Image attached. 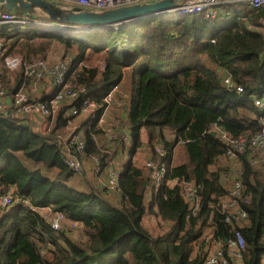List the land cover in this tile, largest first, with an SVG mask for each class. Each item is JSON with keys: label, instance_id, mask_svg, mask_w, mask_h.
<instances>
[{"label": "trees", "instance_id": "obj_1", "mask_svg": "<svg viewBox=\"0 0 264 264\" xmlns=\"http://www.w3.org/2000/svg\"><path fill=\"white\" fill-rule=\"evenodd\" d=\"M263 18L264 10H253L243 17L226 13L214 20L154 17L119 31L78 36L7 33L9 51L21 44L19 52L27 59L45 49L33 46L37 38L46 39V45L74 49L69 79L99 105L105 106L104 97L123 83L129 70L131 108L126 120L133 145L131 161L121 171L118 207L114 199L99 194L100 185L86 182L90 191L80 192L67 184L84 176L71 173L62 151L50 141L68 126L70 106L60 108L54 127L45 134L0 113V197L13 196L12 206L0 213V264H204L207 244L196 245L197 241L207 229L224 241L232 227L216 209L228 191L223 183L227 169L220 163L225 145L209 132L215 126L234 137L260 131L263 111L252 98L264 96V35L259 29ZM89 51L104 53L102 69L85 64ZM224 75L244 87L241 96L223 85ZM87 124L85 158H98L104 165L107 155L99 144L103 131L97 128L98 121ZM143 134L153 161L167 166L171 180L199 187L197 215L191 214L178 187L152 192L147 202L152 181L133 161ZM181 141L188 161L174 166ZM158 146L166 158L156 153ZM241 161L250 195L249 223L242 229L247 244L242 264H263L264 169L253 168L246 155ZM43 208L64 214L82 228L83 240L76 242L62 225L53 230L48 216L34 211ZM149 212L167 222L169 230L158 234L147 230L144 220Z\"/></svg>", "mask_w": 264, "mask_h": 264}, {"label": "built area", "instance_id": "obj_2", "mask_svg": "<svg viewBox=\"0 0 264 264\" xmlns=\"http://www.w3.org/2000/svg\"><path fill=\"white\" fill-rule=\"evenodd\" d=\"M57 2L66 9L78 8L82 11L104 12L122 7L134 5L153 4L161 0H48ZM247 3L252 10H264V0H180L177 8L168 11L161 17L172 18L199 16L214 18L218 13L223 14L224 8L236 3ZM44 16L32 18L20 16L15 12L6 10L0 4V113L10 115L12 118L22 120L26 124L31 117L39 116L49 120V130L54 124V118L63 106H70L69 121L66 127L70 133L65 136L62 134L53 137L50 144H55L63 153L65 163L71 173L77 176H85V150L86 143L83 129L76 126L75 122L81 118H88V123L94 121L102 123L107 111L116 97L119 95L120 85L113 86L110 92L104 97V104L99 105L92 100L86 90L76 87L74 82L69 79L70 65L67 62L60 64H50L45 60L28 61L27 58L18 54L11 53L7 47V32L11 30H25V32L49 33L59 32L63 35H82L103 29L119 31L126 25H113L110 27L93 30L88 27L66 28L54 22H47ZM6 29V31H5ZM260 31L264 35V18L260 22ZM5 38L6 41H5ZM104 66H101V69ZM21 72V87L10 94L5 85L8 74ZM33 82L34 90L39 86L50 83L51 95L48 100L32 99L26 87L29 82ZM223 85L238 96H241L245 89L242 85L235 83L230 75L223 76ZM254 106L263 111L259 120L260 131L256 135H244L234 137L227 131L215 126L210 132L215 131V137L225 145L222 160L226 161L227 171L223 174L224 182L227 186V193L219 199L216 209L224 217V222L231 225L230 236L226 241H221L213 236H208L200 245L206 243L207 255L204 264H242L243 257L247 248L242 229L249 223L246 206L249 204L250 195L247 193L243 182L242 156H247L250 165L258 171L264 169V96L253 97ZM79 102L78 105L75 103ZM125 98L119 99V107L125 104ZM115 128V127H114ZM125 128H128L127 126ZM117 136L114 138L113 130H109L111 143L118 139L125 147L131 140L130 130L127 129L121 135L115 128ZM112 134V135H111ZM114 138V139H113ZM117 141V140H116ZM183 142L177 144L180 145ZM156 153L161 158H166L163 147L158 146ZM95 168L93 177L100 182L101 188L107 193L119 194L121 171L117 157L108 152L105 166L98 158H92ZM149 177L152 181L151 191L157 193L160 189L179 188L180 196L190 206L191 214L197 215L199 211V187L194 182L174 179L165 164H157L149 160ZM105 174V180L101 181V175ZM13 204V196L5 194L0 197V213ZM214 208V206H212ZM151 221L155 223H165L161 218L152 216ZM67 218L64 214L56 212L50 217L51 227L58 231ZM208 247V246H207ZM264 258V257H263ZM264 261V259H263Z\"/></svg>", "mask_w": 264, "mask_h": 264}, {"label": "rangeland", "instance_id": "obj_3", "mask_svg": "<svg viewBox=\"0 0 264 264\" xmlns=\"http://www.w3.org/2000/svg\"><path fill=\"white\" fill-rule=\"evenodd\" d=\"M225 11V13H224ZM223 14L218 13L216 15V17H214L212 20L216 19L217 17L221 16V15H226V13L231 14V15H240V17H243V15H248L250 13L253 12V10L251 9V7L244 2H240V3H236L230 6H227L224 8ZM231 12V13H230ZM175 17H179V16H175ZM33 18H38V17H33ZM259 28V27H258ZM25 32V30H11V32H7V33H13V32ZM94 33V32H93ZM39 34H49V33H39ZM52 34H60L59 32H54ZM63 35V34H60ZM66 36V35H63ZM71 36H78V35H71ZM7 38H5L6 41ZM22 42V40H21ZM20 42V43H21ZM7 45H9V41H6ZM48 42L46 39H42V38H37L35 39L32 44L34 47L36 48H41L43 46H45V49L43 50L42 54H37V55H32L31 59H27L28 61H34V60H45L47 62H49L50 64H60L63 62H67L68 64H70V62L73 60L74 55H75V50H69L67 51V49H65L63 46L56 44V43H52L51 45H46ZM9 48V46H7ZM21 48V44H18L17 46H15V49L13 51V53L20 55L21 57H24L19 51ZM104 55V53L101 54H94L91 51H89L86 54V62L85 64L88 66H92V67H101L103 65V59L101 58ZM25 58V57H24ZM125 79L123 81V83L120 85V90H119V95L116 97V102L113 103L112 105H110L107 114H106V118L105 120L100 123L97 128L101 131H103L102 136H100V140H104V139H108L110 141L109 138V133L108 131L113 130V136L114 138H116L117 133L116 130H119V132H121V130H124V132L128 129L125 128L126 126H128L127 123V116L129 114L130 108H131V90H130V79H129V70L125 71ZM126 99V102L124 105L119 107V104L117 102H119V99ZM127 107V109H126ZM119 108V109H118ZM129 110V111H128ZM83 121L86 120V118H82ZM82 119H79L75 122V125L78 127H81V123L83 121H81ZM115 127V128H114ZM61 134H64L65 136H67L70 132L66 131V129L62 130L60 132ZM112 135V134H111ZM113 138V139H114ZM118 140V139H116ZM115 139L113 140V144L115 145V143L117 142ZM142 147L140 149L137 150V153L133 156V161L134 164L140 168H143L149 175V168L147 167V164L149 163V159L151 160V153L149 146L146 144V138H145V134H143L142 136ZM133 145V138L131 137V140L128 144V147L125 149L124 155H122L121 157H119V165H120V171L123 170L124 166L127 165L130 161H131V155H130V150L131 147ZM183 148H178L175 151V155H174V166H178V165H182L185 164L188 161L187 156L184 155L183 152ZM153 160V159H152ZM86 171H85V176L83 177V179H80V177H73L71 179V181H69L67 184L80 192H89V188L88 186L85 184L86 182L91 181L93 185H95V183L93 182V178L91 177L90 180V168L89 166H85ZM89 177V178H88ZM79 179L81 180V182L78 184ZM84 183V184H81ZM96 186V185H95ZM97 191L99 192V194L102 197H105L107 199H114V205H117L118 207L121 205L120 204V196L115 195V194H108L105 193L101 188L97 189ZM154 221L149 220V217L146 218V222H144V225L149 227L150 229H156V228H160L158 225L161 224H157ZM65 227V230L68 231V233L70 234V236H72V238L77 242V241H81L83 240L82 237V228L79 229V227L74 226L71 222L65 221L62 224V228ZM166 232V231H165ZM164 232V233H165Z\"/></svg>", "mask_w": 264, "mask_h": 264}, {"label": "water", "instance_id": "obj_4", "mask_svg": "<svg viewBox=\"0 0 264 264\" xmlns=\"http://www.w3.org/2000/svg\"><path fill=\"white\" fill-rule=\"evenodd\" d=\"M180 0H161L153 4L134 5L104 12L82 11L78 8L66 9L57 2L48 0H0L8 11L27 17L44 16L66 28L88 27L93 30L113 25H128L149 18L159 17L177 8ZM41 122L39 116H35ZM215 137L216 132L210 133Z\"/></svg>", "mask_w": 264, "mask_h": 264}, {"label": "crops", "instance_id": "obj_5", "mask_svg": "<svg viewBox=\"0 0 264 264\" xmlns=\"http://www.w3.org/2000/svg\"><path fill=\"white\" fill-rule=\"evenodd\" d=\"M6 89L7 91L10 93V94H13L14 92H16L20 87H21V72L19 73H14V74H8L7 77H6ZM27 91L29 92L30 96L32 97V99H35V100H48V98L50 97L51 95V88H50V83L46 84V85H41L39 86V88L37 90H34V84L33 82H29L27 87H26ZM126 101V99H125ZM119 109V108H118ZM127 109V107H126ZM129 111V110H128ZM41 119H43V122H41L38 118H35V117H31L29 119V123L28 125H30L31 129L36 132V133H39V134H45L47 133L48 131H50L53 127H54V124H52V126L50 127V130H49V120L47 121L46 119L40 117ZM82 119V118H81ZM79 120V119H78ZM83 121V119L81 120ZM88 123V118H86V120H84L82 123H81V128L83 129V132L85 133V130L86 128L83 126L84 124H87ZM88 125V124H87ZM90 125V124H89ZM67 131V129H66ZM119 131V130H118ZM61 132V131H60ZM121 135H124V130H121V132H119ZM61 134V133H60ZM64 135V134H62ZM212 136V135H211ZM99 144H100V148L101 150L103 151V153H105L107 155V158H108V152L113 154L115 157H117V161L119 163V157H121L122 155H124V152H125V149L127 147H125L122 142L120 140H117V142L115 143V145L113 143H111V141H109L108 139H104V140H100L99 138ZM109 148V149H108ZM178 148H183V152H184V155H186V152H185V148H184V143L183 144H180L176 147V149ZM107 158L105 160V163L107 161ZM100 160V159H99ZM150 160V159H149ZM152 160V159H151ZM105 163H104V166H105ZM223 164V167L226 168V164L228 165V163L224 160L221 159V162ZM84 164L85 166H89L90 168V180H91V177L93 178V182L95 183V185L99 186L100 185V182H98L97 180L94 179L93 177V170L95 168V164L92 160V158H85L84 159ZM229 166V165H228ZM120 167V165H119ZM89 178V177H88ZM105 180V174H102L101 175V181H104ZM90 183H92L91 181H89ZM224 182V180H223ZM101 187V186H100ZM103 189V188H102ZM104 190V189H103ZM105 193H107L105 191ZM108 194H111V193H108ZM115 195H118V194H115ZM153 193L152 191L149 189V191L147 192V197H146V200L147 202L151 200V197H152ZM154 210H156V208H154ZM34 211H38L39 213H41L43 216H48V218L50 219V217H52V214H54L53 212L50 211V209H47V208H43V209H34ZM154 216V215H150V212H149V215H147L146 218L149 217V220H151L150 218ZM155 217V216H154ZM146 218L144 220V222H146ZM67 221V220H66ZM69 222V221H68ZM51 223V222H50ZM157 224H161V225H158L160 228H156V229H150L149 227L145 226L147 228V230H149L151 233L153 234H158V233H164L165 231H168L169 230V224L167 222L165 223H159L157 222L155 225ZM211 230L210 229H207L205 231V233L203 234V236L197 241L196 245H200V242L204 241V239L208 236H210ZM213 236V235H211ZM227 239V237H226ZM226 239L224 241H226ZM208 246V247H207ZM204 247V250L206 253H208L207 251V248H210L209 245H207ZM206 257V256H205ZM264 264V262H263Z\"/></svg>", "mask_w": 264, "mask_h": 264}, {"label": "bare ground", "instance_id": "obj_6", "mask_svg": "<svg viewBox=\"0 0 264 264\" xmlns=\"http://www.w3.org/2000/svg\"><path fill=\"white\" fill-rule=\"evenodd\" d=\"M159 17H161V16H159Z\"/></svg>", "mask_w": 264, "mask_h": 264}]
</instances>
